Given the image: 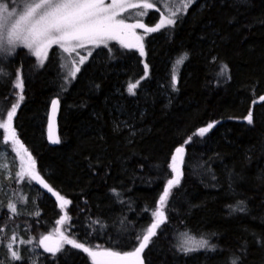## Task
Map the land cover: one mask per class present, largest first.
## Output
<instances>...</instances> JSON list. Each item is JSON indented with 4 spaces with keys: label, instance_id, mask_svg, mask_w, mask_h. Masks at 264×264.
Returning a JSON list of instances; mask_svg holds the SVG:
<instances>
[{
    "label": "trees",
    "instance_id": "16d2710c",
    "mask_svg": "<svg viewBox=\"0 0 264 264\" xmlns=\"http://www.w3.org/2000/svg\"><path fill=\"white\" fill-rule=\"evenodd\" d=\"M158 18L150 11L143 19L152 26ZM173 20L144 39V55L111 42L74 75L55 47L43 63L23 47L0 58V120L16 106L8 146L49 189L24 185L19 215L0 193V264H93L63 242L54 253L27 256L28 243L58 233L93 250L133 252L157 219L177 148L179 184L143 264H231L233 256L264 264V0H197ZM4 138L0 128V147ZM240 202L246 211H232ZM13 234L25 243L20 259L11 255ZM185 234L209 247L183 250Z\"/></svg>",
    "mask_w": 264,
    "mask_h": 264
},
{
    "label": "snow or ice",
    "instance_id": "6c2138e0",
    "mask_svg": "<svg viewBox=\"0 0 264 264\" xmlns=\"http://www.w3.org/2000/svg\"><path fill=\"white\" fill-rule=\"evenodd\" d=\"M192 2L194 0H182L183 10L186 11ZM17 3L19 6L13 7L5 0H0V53L2 54L12 55L17 47H23L39 56L53 45H59L65 53H72L76 48H83L86 44L97 46L105 44L107 39L115 38L124 29L145 27L140 23L129 25L123 19H117V13L111 10L116 6V0H114L113 5L108 7H105L104 0H17ZM132 7L151 9L153 5L152 3H144L142 5H132ZM172 15H175V11ZM163 23L162 20L161 24L156 27L146 28L145 30L147 32L156 31ZM167 23L172 24L174 20L169 18ZM185 58L186 54L184 57L179 58L177 63H182ZM80 62L83 63V57H81ZM3 75H6V73L0 69V76ZM136 86V84H130L129 91L132 92ZM16 87L22 88V85L18 83ZM20 99L22 100L23 97L21 96ZM56 103L54 100V108ZM15 111L16 106L13 105L12 110L8 112L9 120H11ZM248 122L252 123L251 114L248 117ZM211 127L210 124L207 128H201L199 134L204 135ZM176 152L181 153L182 148H177ZM175 160L176 157L174 156L171 165L173 171H176ZM176 184H179L178 178L168 180L159 198L157 209L153 213L157 219L148 227L147 234L143 235L139 247L133 252L121 254L110 249L93 250L64 236L61 237V241L86 252L92 258L93 264H143L140 254L147 246L150 238L156 234L155 230L164 222L163 205L167 202L170 191ZM68 203L67 200L63 201V204ZM10 208L13 212L16 211L15 205H10ZM230 208L232 211H246L243 202H240V205L236 207L230 206ZM63 219L62 217L61 221L57 223H61ZM185 235L186 239L181 245L183 250L194 251L209 247L206 238L200 237L197 239L195 236ZM47 239L48 237H44V240ZM185 245L191 246L185 247ZM212 247L214 249V246ZM46 250L59 251L60 244H57L55 249L46 247ZM12 255L15 259H20L15 251ZM231 264H241L240 257L233 256Z\"/></svg>",
    "mask_w": 264,
    "mask_h": 264
},
{
    "label": "rangeland",
    "instance_id": "374dc122",
    "mask_svg": "<svg viewBox=\"0 0 264 264\" xmlns=\"http://www.w3.org/2000/svg\"><path fill=\"white\" fill-rule=\"evenodd\" d=\"M197 0H194L196 2ZM192 2V3H194ZM144 3H152L153 7L151 9H144L142 7H132V5H142ZM182 0H116V6L112 8V11L117 13V19H123L126 24L133 25V24H143L145 27H136L130 29H124L120 34H118L115 38L107 39L105 44L102 45H93V44H86L83 48H76L75 51L72 53H65L59 45H53L46 50V52L42 53L41 55L37 56L32 51L31 54L36 58L39 63H43L48 55V52L51 48H57L63 57V62L65 67L67 68L68 72L73 75L76 74L80 67L86 62L88 57L90 56L91 52L99 49L103 46L108 45L111 42H116L121 46L127 48H134L138 49L141 55H144V39L155 32H158L162 28L170 25L167 23V20L171 18L174 19L176 16V12L183 11L181 6ZM191 3V4H192ZM114 4V0H104L105 7L111 6ZM160 6H159V5ZM190 4V5H191ZM14 7V6H13ZM18 7V6H15ZM150 11H156L159 13V18L155 22L154 25L148 26L144 22V16ZM173 11H175V15H172ZM146 13V14H142ZM162 20L164 23L162 26L153 32H147L146 28H154L158 24H161ZM18 48V47H17ZM26 49V48H25ZM28 50V49H27ZM6 54L0 53V58ZM81 57H83V63H81ZM78 69V70H77ZM0 128L5 131V138L3 144L0 147V193L5 197L7 207L11 212L12 209L10 205H15L16 211L13 212L17 215L20 213V209L24 208L23 203L25 202L24 199V192L23 188L25 186H34L38 187L40 191L48 192L49 189L45 187V184L38 178L34 169H31L29 165V160L25 157L18 149L10 150L8 143L12 138L10 125L8 118L6 120H0ZM173 164V160H172ZM175 168H176V161H175ZM180 179V174L176 171H173V178ZM25 185V186H24ZM56 200L62 204L63 200L56 197ZM60 227H58V230ZM59 238L54 236H44L48 237L50 240L60 244L62 246L61 235L58 233ZM12 244L9 245L10 249L15 248V252L20 248L22 243L25 245L23 240L16 238L13 234L11 235ZM44 239L41 237L38 242L37 246L34 248L32 247V243H28L25 249L27 256H31L30 252L39 254L40 252H46L45 249L41 248L40 240ZM186 238H182V243L185 241ZM191 246V245H186ZM202 248H199V250ZM198 250V249H197ZM12 255V254H11Z\"/></svg>",
    "mask_w": 264,
    "mask_h": 264
},
{
    "label": "water",
    "instance_id": "95a60500",
    "mask_svg": "<svg viewBox=\"0 0 264 264\" xmlns=\"http://www.w3.org/2000/svg\"><path fill=\"white\" fill-rule=\"evenodd\" d=\"M57 120H58V102L56 103L55 108L53 106V103L51 104L50 109H49L48 122H47V132H46L47 133V141L52 146L56 145L58 143V142H54V141H58ZM182 152H183V149H182ZM181 153L176 152V160H177L178 166L180 165ZM42 241H43V243H41V244L45 250H46V247L51 248V249H55L57 246V243L50 240L49 238L47 240H42ZM48 252L54 253L56 251H48ZM140 257H141V254H140ZM141 260H142V257H141Z\"/></svg>",
    "mask_w": 264,
    "mask_h": 264
}]
</instances>
